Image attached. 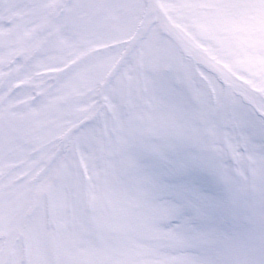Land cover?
I'll return each mask as SVG.
<instances>
[{"label": "snow or ice", "instance_id": "1", "mask_svg": "<svg viewBox=\"0 0 264 264\" xmlns=\"http://www.w3.org/2000/svg\"><path fill=\"white\" fill-rule=\"evenodd\" d=\"M0 264H264V0H0Z\"/></svg>", "mask_w": 264, "mask_h": 264}]
</instances>
